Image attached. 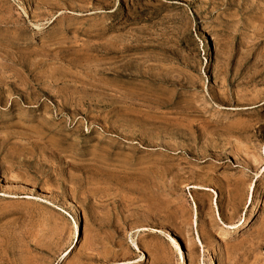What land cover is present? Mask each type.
I'll return each instance as SVG.
<instances>
[{
    "label": "rangeland",
    "instance_id": "374dc122",
    "mask_svg": "<svg viewBox=\"0 0 264 264\" xmlns=\"http://www.w3.org/2000/svg\"><path fill=\"white\" fill-rule=\"evenodd\" d=\"M0 264H264V0H0Z\"/></svg>",
    "mask_w": 264,
    "mask_h": 264
},
{
    "label": "bare ground",
    "instance_id": "6f19581e",
    "mask_svg": "<svg viewBox=\"0 0 264 264\" xmlns=\"http://www.w3.org/2000/svg\"><path fill=\"white\" fill-rule=\"evenodd\" d=\"M196 188V187H195ZM199 188V187H198ZM199 189H205L207 192L208 191H211L210 189H206V188H202V187H200ZM196 207V206H195ZM168 237V239H169V242H171L174 246H176V247H178V249H181L180 248V245H179V243H178V240H177V237L174 235V234H172L171 232H169L168 233V235H167ZM137 247V246H136ZM181 251V250H180ZM182 256H183V254L182 253H180Z\"/></svg>",
    "mask_w": 264,
    "mask_h": 264
}]
</instances>
